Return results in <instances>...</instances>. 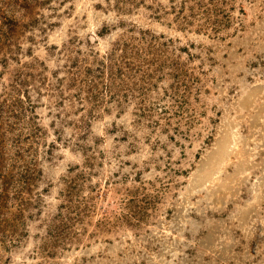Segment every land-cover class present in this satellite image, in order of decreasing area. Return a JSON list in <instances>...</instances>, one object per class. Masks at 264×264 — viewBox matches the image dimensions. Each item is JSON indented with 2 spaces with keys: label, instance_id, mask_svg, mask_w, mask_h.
<instances>
[{
  "label": "rangeland",
  "instance_id": "obj_1",
  "mask_svg": "<svg viewBox=\"0 0 264 264\" xmlns=\"http://www.w3.org/2000/svg\"><path fill=\"white\" fill-rule=\"evenodd\" d=\"M0 264H264V0H0Z\"/></svg>",
  "mask_w": 264,
  "mask_h": 264
},
{
  "label": "trees",
  "instance_id": "obj_2",
  "mask_svg": "<svg viewBox=\"0 0 264 264\" xmlns=\"http://www.w3.org/2000/svg\"><path fill=\"white\" fill-rule=\"evenodd\" d=\"M216 22H218V24L220 25V24H222V20L221 19H219L218 21H216ZM137 53H138V51H137ZM111 58H112V55H111ZM126 58H123V60H125ZM112 66L114 67V61H112ZM126 66H124V65H122V64H120V67H119V69L120 68H125ZM116 73V72H115ZM116 74H118V73H116ZM97 76H99V75H97ZM111 81H110V84L108 85V86H112L114 83H115V81H116V76H115V74H114V69H111ZM101 82L102 83H104V80H101ZM90 83H91V91H92V95L91 96H89L90 97V99L93 97V98H97V96H96V93L94 92V90L93 89H95V86L96 85H98L99 84V82H97V83H92V81H90Z\"/></svg>",
  "mask_w": 264,
  "mask_h": 264
}]
</instances>
